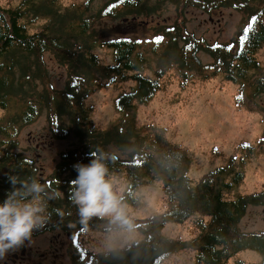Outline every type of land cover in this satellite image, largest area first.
Returning <instances> with one entry per match:
<instances>
[{"label":"trees","instance_id":"trees-1","mask_svg":"<svg viewBox=\"0 0 264 264\" xmlns=\"http://www.w3.org/2000/svg\"><path fill=\"white\" fill-rule=\"evenodd\" d=\"M165 1L174 3L180 17L174 24H156L147 37L103 38L96 28L105 19L152 18ZM58 4L59 0H0V109L4 112L0 115V200L11 190L8 176L17 177V189L24 180L46 185L39 195L49 219L33 235L55 228L70 232L74 264H162L177 248L185 247L194 250L203 264H264V230L240 227L249 206L264 207V187L229 197L244 173L233 168L230 175L235 174L227 180L224 166L194 183L189 175L191 157L184 146L168 141L154 127L119 122L101 128L92 118L93 106L87 103L91 94L105 86L130 83L114 99L115 109L129 110L152 97L162 87L161 79L173 69L182 77L181 86L223 75L238 84L239 101L264 114V69L256 57L264 46V0H106L94 11L90 3L65 9ZM189 6L207 12L229 6L244 16L231 40L209 43L186 30L184 12ZM97 49L105 50L111 61L104 62ZM201 52L211 61L203 62ZM47 53L66 70L61 89L54 88L47 76ZM43 111L53 136L73 141L45 177L32 159L12 150L19 143L20 129ZM258 148L264 150V134ZM91 153L101 158L108 174L123 172L132 193L161 181L167 207L159 214L158 224L193 218L198 234L190 243L178 246L162 245L156 238L111 253H95L83 241L85 232L102 225L107 230L105 223H112L98 216L83 221L70 199L76 177L73 166L87 163L93 158ZM247 250L261 260H233Z\"/></svg>","mask_w":264,"mask_h":264},{"label":"rangeland","instance_id":"rangeland-1","mask_svg":"<svg viewBox=\"0 0 264 264\" xmlns=\"http://www.w3.org/2000/svg\"><path fill=\"white\" fill-rule=\"evenodd\" d=\"M106 0H59L62 9L71 6L91 4L96 10ZM158 15L152 18L113 21H98L96 28L103 38L118 35L149 36L156 24H174L180 16L173 2L165 1ZM244 14L232 7H222L207 12L189 6L184 12L185 28L198 38L209 43L227 42L234 36ZM46 19H42V23ZM96 52L104 62H110L109 54L102 49ZM203 62L211 57L199 53ZM256 57L264 69V46L256 52ZM47 76L53 87L61 89L66 80L65 68L49 53L45 55ZM153 77L154 72H148ZM182 77L175 70H168L161 79L162 87L144 102H136L126 111L114 108L118 92L127 89L130 83L120 86H105L88 97L87 103L93 106L92 118L101 128H111L119 122L132 123L141 127L157 128L165 138L184 146L190 154L189 175L196 183L199 178L218 167H227V180H232L233 168L244 173V178L235 184L228 196L238 193H252L264 187V150L259 142L264 134V114L261 110H250L238 100L242 95L238 84L225 79L223 75L209 80H190L180 85ZM4 112L0 109V115ZM18 145L14 152L34 161L42 176L50 174L60 159V153L68 149L71 139H58L53 136L43 111L33 122L24 125L18 135ZM250 147L256 149L253 152ZM116 153L118 150L112 148ZM115 182L114 188L124 197L129 215L133 219L134 230L126 232L117 224L102 225L86 233L83 241L95 253H111L130 245L159 239L162 245L190 243L198 234L193 218L184 222L158 224V217L167 207L161 181L143 185L131 192L123 172L110 173ZM140 227H146L143 231ZM245 231L264 230V207L249 206L240 222ZM87 240V241H86ZM73 235L66 230L55 228L32 235L20 246L31 249L22 261L11 260L14 252L20 253V246L0 254V264H74L72 247ZM44 254V256L42 255ZM241 258L246 262H259L261 256L253 251H241L233 260ZM20 261V262H19ZM162 264H203L196 258L195 251L185 247L177 248L164 259ZM231 264V262H230Z\"/></svg>","mask_w":264,"mask_h":264},{"label":"clouds","instance_id":"clouds-1","mask_svg":"<svg viewBox=\"0 0 264 264\" xmlns=\"http://www.w3.org/2000/svg\"><path fill=\"white\" fill-rule=\"evenodd\" d=\"M91 156L93 158L87 163L73 166L76 177L72 181L70 199L78 206L83 221L92 216L107 217L110 223L131 233L135 226L128 206L123 202L124 197L114 188L115 182L108 176V169L101 158L95 153ZM7 179L11 190L0 200V254L30 240L34 230L42 228L49 219L47 205L39 195L46 185L36 180L30 183L24 180L20 182L21 188L17 189V177L8 176ZM56 195L61 193L56 192Z\"/></svg>","mask_w":264,"mask_h":264},{"label":"flooded vegetation","instance_id":"flooded-vegetation-1","mask_svg":"<svg viewBox=\"0 0 264 264\" xmlns=\"http://www.w3.org/2000/svg\"><path fill=\"white\" fill-rule=\"evenodd\" d=\"M26 241V240H25ZM31 251L29 248H25V246H20V253L14 252L13 256L11 257V260L13 262H16L20 259L22 261L24 258L27 257L28 253ZM44 256V254H42ZM19 261V262H20Z\"/></svg>","mask_w":264,"mask_h":264},{"label":"snow or ice","instance_id":"snow-or-ice-1","mask_svg":"<svg viewBox=\"0 0 264 264\" xmlns=\"http://www.w3.org/2000/svg\"><path fill=\"white\" fill-rule=\"evenodd\" d=\"M253 19H255V18H253Z\"/></svg>","mask_w":264,"mask_h":264}]
</instances>
